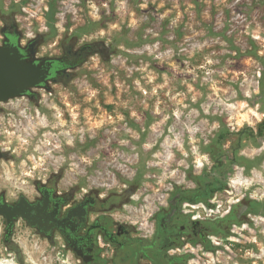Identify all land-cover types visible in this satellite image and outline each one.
<instances>
[{
    "label": "rangeland",
    "instance_id": "374dc122",
    "mask_svg": "<svg viewBox=\"0 0 264 264\" xmlns=\"http://www.w3.org/2000/svg\"><path fill=\"white\" fill-rule=\"evenodd\" d=\"M4 15L43 55L94 44L34 98L0 102L5 199L50 179L150 237L186 197L166 217L224 218L171 251L181 264H264V0H0ZM3 229L0 264L79 263L58 235L18 221L5 248Z\"/></svg>",
    "mask_w": 264,
    "mask_h": 264
},
{
    "label": "flooded vegetation",
    "instance_id": "af4514ba",
    "mask_svg": "<svg viewBox=\"0 0 264 264\" xmlns=\"http://www.w3.org/2000/svg\"><path fill=\"white\" fill-rule=\"evenodd\" d=\"M0 22V47L5 45L16 47L21 58L40 63L44 69H48L44 81L34 88L43 87L48 83H56L69 76V72L80 65L87 53L94 48L93 43H86L77 49L69 47L60 55H43L39 52L37 39L24 41L23 34L18 30L11 17L7 15L0 16ZM32 89L26 91L20 97L34 98L35 93ZM1 155L0 152V157ZM35 191L37 195L32 198L19 194L13 201L5 199V196L0 194V202H7L10 205H15L20 196H24L30 205L34 207L29 215L31 220L35 221V225L31 226L19 215L13 218L12 226L8 230L5 217L0 215V222L4 226L2 243L5 248L9 247L14 226L18 221H22L37 234H41L47 239H51L53 235H58L78 259V264L82 262L89 263L97 259L105 260L107 264H109L108 262L113 264H135L136 247L134 245L131 248L127 246L126 239L129 237H140L150 242L157 239L161 242V244L157 243V251L161 256L177 255L171 251L211 240L216 235V224L224 218L223 215H214L210 218L185 215L181 223H175L166 216H169L170 212L171 214L179 213L184 202H193L186 197H180L176 202L170 199L168 209L163 216L158 217L152 235L143 237L135 234L132 225L114 221L110 214L105 212L104 200H98L92 193H87L80 199L73 200L71 193L56 190L50 179L37 183ZM101 241H104L103 247L99 244ZM104 246L110 248L108 254L105 255L101 250ZM159 259L161 258L158 257L157 260ZM114 260H117V263H114ZM143 260L147 264H156L151 258L140 255L139 264H142ZM174 264H181V262Z\"/></svg>",
    "mask_w": 264,
    "mask_h": 264
},
{
    "label": "water",
    "instance_id": "95a60500",
    "mask_svg": "<svg viewBox=\"0 0 264 264\" xmlns=\"http://www.w3.org/2000/svg\"><path fill=\"white\" fill-rule=\"evenodd\" d=\"M47 73L48 69H44L40 63L21 58L16 47H0V102L24 95L26 91L44 81ZM32 209L34 207L24 196H20L15 205L0 202V215L5 217L8 230L12 226L13 218L19 215L34 226L35 221L29 215Z\"/></svg>",
    "mask_w": 264,
    "mask_h": 264
},
{
    "label": "trees",
    "instance_id": "16d2710c",
    "mask_svg": "<svg viewBox=\"0 0 264 264\" xmlns=\"http://www.w3.org/2000/svg\"><path fill=\"white\" fill-rule=\"evenodd\" d=\"M157 243L161 244V242L158 241L157 239L151 242L148 241L147 239L140 237H135V238L129 237L128 239H126V244L128 247L131 248L132 245L136 247V252L134 256V260L136 261L135 264H139L138 259L140 255L151 258L156 262V264H174L177 262H182V260L184 259L183 255L161 256L157 251V247H158ZM13 249L14 251H17L16 247H13ZM158 257H160L161 259L157 260ZM114 263H117V260H114ZM80 264H107V261L102 259H97L89 263L82 262Z\"/></svg>",
    "mask_w": 264,
    "mask_h": 264
},
{
    "label": "bare ground",
    "instance_id": "6f19581e",
    "mask_svg": "<svg viewBox=\"0 0 264 264\" xmlns=\"http://www.w3.org/2000/svg\"><path fill=\"white\" fill-rule=\"evenodd\" d=\"M7 261H9V260H2V261H1V264H6Z\"/></svg>",
    "mask_w": 264,
    "mask_h": 264
}]
</instances>
